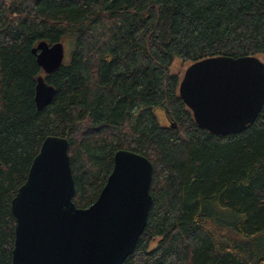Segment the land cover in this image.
<instances>
[{"label": "trees", "instance_id": "obj_1", "mask_svg": "<svg viewBox=\"0 0 264 264\" xmlns=\"http://www.w3.org/2000/svg\"><path fill=\"white\" fill-rule=\"evenodd\" d=\"M42 39L70 50L42 73L55 92L38 110L30 48ZM217 54L264 56V0H0V264L11 262V198L48 134L68 139L79 207L116 149L150 160L152 204L121 264H264V103L242 129L211 133L171 69Z\"/></svg>", "mask_w": 264, "mask_h": 264}, {"label": "water", "instance_id": "obj_2", "mask_svg": "<svg viewBox=\"0 0 264 264\" xmlns=\"http://www.w3.org/2000/svg\"><path fill=\"white\" fill-rule=\"evenodd\" d=\"M64 47L63 40L42 39L30 48L41 68L34 86L38 110L55 92L42 73L59 67ZM178 94L198 127L217 135L236 132L254 121L264 103V61L254 54L191 61ZM68 148L67 137L46 135L11 198L15 225L10 264H121L133 251L152 204L150 160L131 149H116L97 197L79 207L72 200Z\"/></svg>", "mask_w": 264, "mask_h": 264}, {"label": "rangeland", "instance_id": "obj_3", "mask_svg": "<svg viewBox=\"0 0 264 264\" xmlns=\"http://www.w3.org/2000/svg\"><path fill=\"white\" fill-rule=\"evenodd\" d=\"M64 44H65V47H64V58H67L68 54H69V50H70V44L68 42H65L63 40ZM262 61H264V56L263 55H257ZM189 62H182L180 61L177 57H175L173 63H172V66H171V69L173 71H177L179 73V75L181 76L182 73H183V70L185 69L186 65L188 64ZM155 112L157 113V115H159V117L161 118V120L165 122V120L163 119L161 115L162 113V110L160 108H156L155 109Z\"/></svg>", "mask_w": 264, "mask_h": 264}]
</instances>
